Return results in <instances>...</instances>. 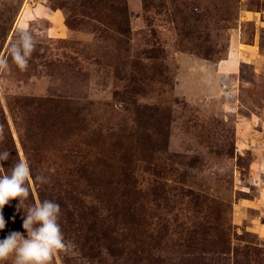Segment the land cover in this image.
<instances>
[{
    "label": "rangeland",
    "instance_id": "374dc122",
    "mask_svg": "<svg viewBox=\"0 0 264 264\" xmlns=\"http://www.w3.org/2000/svg\"><path fill=\"white\" fill-rule=\"evenodd\" d=\"M0 58V174L60 205L52 264H264V0H0Z\"/></svg>",
    "mask_w": 264,
    "mask_h": 264
},
{
    "label": "clouds",
    "instance_id": "9594fccd",
    "mask_svg": "<svg viewBox=\"0 0 264 264\" xmlns=\"http://www.w3.org/2000/svg\"><path fill=\"white\" fill-rule=\"evenodd\" d=\"M34 47L35 42L28 32H21L18 40L11 45L9 55L20 70L27 68ZM8 67V61L0 58V70H7ZM9 158V151H0V169H4L3 162ZM38 179L45 182L44 177ZM30 181V168L26 160L17 161L10 172L0 174V231L6 225L2 210L12 200H18L16 210L23 211L24 230L23 234L12 231L0 239V264H4L10 256H14L13 264H52L54 258L66 250L58 223L60 205L52 200H44L28 206L26 201L30 196ZM14 219L15 215L12 217Z\"/></svg>",
    "mask_w": 264,
    "mask_h": 264
},
{
    "label": "crops",
    "instance_id": "0c3cea01",
    "mask_svg": "<svg viewBox=\"0 0 264 264\" xmlns=\"http://www.w3.org/2000/svg\"><path fill=\"white\" fill-rule=\"evenodd\" d=\"M239 61H238V58H237V54L234 55L232 58H228L224 61H221L217 67L220 68L219 70H221L222 72L224 73H227V72H235V71H238V67H239Z\"/></svg>",
    "mask_w": 264,
    "mask_h": 264
},
{
    "label": "trees",
    "instance_id": "16d2710c",
    "mask_svg": "<svg viewBox=\"0 0 264 264\" xmlns=\"http://www.w3.org/2000/svg\"><path fill=\"white\" fill-rule=\"evenodd\" d=\"M120 9H121V14H119V15L122 17L123 22H125V24H126V7L123 5L120 7Z\"/></svg>",
    "mask_w": 264,
    "mask_h": 264
}]
</instances>
